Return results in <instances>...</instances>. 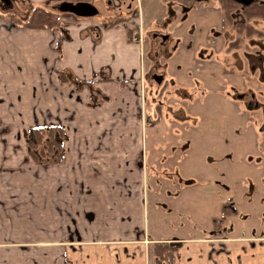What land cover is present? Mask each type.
Here are the masks:
<instances>
[{
    "label": "crops",
    "instance_id": "0c3cea01",
    "mask_svg": "<svg viewBox=\"0 0 264 264\" xmlns=\"http://www.w3.org/2000/svg\"><path fill=\"white\" fill-rule=\"evenodd\" d=\"M11 1L0 5L9 8ZM24 1L48 9L57 1H87L96 7L93 15L100 6L104 17L65 11L66 37L0 17V264H150L159 241L177 243L171 264H264V233H232L222 223L196 235H173L157 221L149 227L148 183L158 180L140 136L136 0ZM117 16L125 21L109 24ZM58 70L92 78L107 99L91 106L88 88L74 90ZM45 123L61 124L67 139L58 161L37 163L22 130ZM182 189L177 202L169 201L180 214ZM197 190L190 198L213 208L209 218L219 209L232 212L228 202Z\"/></svg>",
    "mask_w": 264,
    "mask_h": 264
},
{
    "label": "rangeland",
    "instance_id": "374dc122",
    "mask_svg": "<svg viewBox=\"0 0 264 264\" xmlns=\"http://www.w3.org/2000/svg\"><path fill=\"white\" fill-rule=\"evenodd\" d=\"M60 3L49 8L63 15ZM136 3L142 29L141 40L137 39L141 45L140 136L158 180L148 183L149 227L157 221L170 226L173 235H196L207 233L209 224L222 223L232 233H264L262 110L246 106L237 95L250 87L260 91L258 100L264 102V33L233 28L240 14L237 2L228 13L218 0ZM101 8L89 17H104ZM30 9L24 0H12L9 8L0 5V17L23 18ZM252 19L254 29L264 31V22ZM154 74L161 75L160 82ZM181 187L187 193L183 194L184 214L177 210L178 204L169 203L178 201L175 195ZM200 189V195L228 202L232 212L219 209L217 216L209 218L213 208L196 206L190 198L191 190Z\"/></svg>",
    "mask_w": 264,
    "mask_h": 264
},
{
    "label": "trees",
    "instance_id": "16d2710c",
    "mask_svg": "<svg viewBox=\"0 0 264 264\" xmlns=\"http://www.w3.org/2000/svg\"><path fill=\"white\" fill-rule=\"evenodd\" d=\"M251 13H259L264 15V7H261V9L252 10ZM9 18L15 24L30 28L55 29L58 30L59 33L64 37L67 36L66 31L63 28L60 13L41 5L32 6L29 13L23 18L17 16L14 17L13 14H9ZM117 21L123 22L125 21V17H112L109 24L115 23ZM127 31V39H130L132 33L130 34V29ZM57 73L59 80L70 83L74 90H79L82 87L88 88L90 95L89 104L91 106H97L102 100L107 99V95L99 92L92 86V78L79 79L75 76H69L60 70H58ZM22 132L25 139L27 152L37 163L56 162L62 157L64 153L63 143L65 142L67 136L64 133L63 126L61 124L45 123L27 126L22 130ZM224 209H226L225 205L223 206V211ZM176 245V242L171 241L154 242L150 251L152 256L150 264H171L172 251L175 249Z\"/></svg>",
    "mask_w": 264,
    "mask_h": 264
},
{
    "label": "flooded vegetation",
    "instance_id": "af4514ba",
    "mask_svg": "<svg viewBox=\"0 0 264 264\" xmlns=\"http://www.w3.org/2000/svg\"><path fill=\"white\" fill-rule=\"evenodd\" d=\"M219 3L222 4V8L228 12L232 10V8L235 7V4L237 1L235 0H218ZM238 5H240V14H237L235 16V21L233 25V28L237 31H244L249 34L250 30L255 31L257 33H264L263 30H257L254 29L253 25V19L252 18H258V20H262L264 22V15H261L259 13H251L252 10L261 9L263 6V0H253L247 5H243L240 2H237ZM251 6V7H250ZM253 6V7H252ZM252 19V20H251ZM261 28V27H258ZM238 98L243 99L244 103L248 107H260L262 110V124L264 126V102L260 103L258 100V97L260 95V91L255 92L254 90H251L250 87H248L245 91L238 93Z\"/></svg>",
    "mask_w": 264,
    "mask_h": 264
},
{
    "label": "water",
    "instance_id": "95a60500",
    "mask_svg": "<svg viewBox=\"0 0 264 264\" xmlns=\"http://www.w3.org/2000/svg\"><path fill=\"white\" fill-rule=\"evenodd\" d=\"M235 1L240 2L243 5H247L253 0H235ZM60 9L80 16H90L96 12V8L93 6V4L87 1L64 2L60 4ZM152 77L156 82H160L161 80V75L159 74H154Z\"/></svg>",
    "mask_w": 264,
    "mask_h": 264
}]
</instances>
